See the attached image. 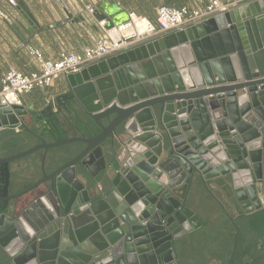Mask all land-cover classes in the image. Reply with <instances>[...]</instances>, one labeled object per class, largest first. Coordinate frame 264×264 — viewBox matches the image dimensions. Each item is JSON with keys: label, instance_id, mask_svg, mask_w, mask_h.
<instances>
[{"label": "water", "instance_id": "95a60500", "mask_svg": "<svg viewBox=\"0 0 264 264\" xmlns=\"http://www.w3.org/2000/svg\"><path fill=\"white\" fill-rule=\"evenodd\" d=\"M99 9L108 28L129 20L113 1ZM238 11L67 76L90 138L0 159L11 264H169L204 225L188 201L210 181L227 180L245 215L264 208V1ZM13 109L0 105V131H31ZM66 144L80 146L46 153L41 179L10 195L12 162Z\"/></svg>", "mask_w": 264, "mask_h": 264}, {"label": "crops", "instance_id": "0c3cea01", "mask_svg": "<svg viewBox=\"0 0 264 264\" xmlns=\"http://www.w3.org/2000/svg\"><path fill=\"white\" fill-rule=\"evenodd\" d=\"M16 1L17 7L3 5L10 20L0 21V80L3 73L10 68L25 75L39 70L38 64L26 51L29 44L40 48L46 58L54 60L58 58L62 43L77 53L92 46V37L98 35L95 24L97 21L103 20L105 16V13L99 9V5L110 0H89L96 7L95 17L87 16L80 6L73 4L70 0ZM207 1L188 0L186 5L204 8ZM220 1L225 4H236L238 12L245 13L251 5L264 0ZM154 21H156V15ZM72 95V88L67 76L56 79L48 89H36L29 94L22 95L23 107L28 111V115L23 118V121L38 135L30 136L26 132L24 135L20 134L19 131L22 128L20 126L18 132L16 130L13 132V136L0 139V159L18 155L21 152L18 151V147L26 146L27 150H31L41 145L42 140L46 144L52 145L66 139L90 138L87 125L91 121ZM48 108L51 109V120L45 116L46 113L43 114ZM92 132L96 133L97 129L95 128ZM74 145L75 147L80 146V144ZM57 151H59L58 148L40 149L27 155L24 160L12 162L10 166L11 180L13 181L10 188L11 194H21L40 180L42 177L41 165L45 154L50 156ZM210 182H212L214 193H210V195L206 190L201 189L197 202L195 205L192 204L191 208L203 221L202 228L208 224V220L217 222L220 227L218 229L222 232L227 245L226 249L230 251L233 246L235 228L231 221L234 219L229 213L236 214L239 219L244 212L240 209L237 201L230 205L229 201L233 199L230 187L223 190L217 186L219 180Z\"/></svg>", "mask_w": 264, "mask_h": 264}, {"label": "built area", "instance_id": "2783aa9c", "mask_svg": "<svg viewBox=\"0 0 264 264\" xmlns=\"http://www.w3.org/2000/svg\"><path fill=\"white\" fill-rule=\"evenodd\" d=\"M78 5L87 16L95 17L96 7L89 0H70ZM122 6L120 0H110ZM17 7L16 0H0V21H9V15L3 5ZM236 4H225L220 0H208L204 8L184 6L180 9L159 6L156 9V22L129 12V20L119 26L108 28L105 20H99L95 26L98 31L92 37L93 45L83 52L71 51L64 43L60 44L56 60L46 58L40 48L27 45L26 51L38 64L39 70L25 75L10 68L3 73L0 80V105L10 108L23 107L22 95L36 89H48L61 76H69L107 61L113 56L127 52L137 45L152 42L167 35L186 31L187 29L236 10ZM247 92L246 89L243 90ZM53 101V99H52ZM19 127L16 131H19Z\"/></svg>", "mask_w": 264, "mask_h": 264}, {"label": "flooded vegetation", "instance_id": "af4514ba", "mask_svg": "<svg viewBox=\"0 0 264 264\" xmlns=\"http://www.w3.org/2000/svg\"><path fill=\"white\" fill-rule=\"evenodd\" d=\"M47 115L48 113L46 112L45 116ZM25 129L27 128L22 126L19 133L24 135ZM10 195L16 196L12 195L11 193ZM240 209L242 210V208ZM263 210L264 208L251 213L250 215H245L243 213L239 222H233L236 234L233 237L232 249L230 251L226 248L217 250L216 254L213 256H208V258L210 257L211 259L210 261L213 260V264L217 262L214 260H219L218 262L222 260L226 264H264V227L261 226V224H258L256 226L257 229L260 230H255L252 228V225L248 222V220H246L248 217L250 218L260 211L263 212ZM261 223H263V221H261ZM187 236L188 234L173 242V250L176 257L169 264H193L195 262L194 258H191L188 255L191 252L190 249L193 247V244L186 241L188 239ZM176 245L178 246L176 247ZM194 246L197 248L195 253L197 259H200V264H205L206 257L203 256L202 251H198L199 245L197 244V246ZM0 264H11L8 253L1 247Z\"/></svg>", "mask_w": 264, "mask_h": 264}, {"label": "rangeland", "instance_id": "374dc122", "mask_svg": "<svg viewBox=\"0 0 264 264\" xmlns=\"http://www.w3.org/2000/svg\"><path fill=\"white\" fill-rule=\"evenodd\" d=\"M72 96H73V99L75 100L74 95H72ZM90 124L94 125L92 123V121L90 122ZM13 132L14 131H12V130H3L2 132H0V139H3L4 137H10V135L13 136V134H14ZM25 132H26V134H30V136L31 135H34L32 133V130L29 131L28 129H25ZM70 146H75V145H73V144L72 145L66 144V145H61V146L56 147V148H58V150L60 151V150L67 149ZM17 149H19L18 151H21L19 154H22V153L28 151L26 146L21 147V148L18 147ZM25 158H27V156L22 157V158H20L18 160H24ZM220 182H226L228 184L227 186L231 188V191L230 190L229 191H230V194L231 195L233 194L232 195L233 199H231L229 202H230V205L231 204L233 205L234 204V201H237V200H236L234 191H233V189L231 187V184L227 180H220L217 183V186H218V188H221L223 190H227L228 187L227 188L221 187L220 184H219ZM201 189L206 190L208 192V194L214 193V188H213L212 182H210V184H207V188H205L204 186L199 187V189L197 191L198 194H199V192H200ZM198 194L196 196H194V197L191 195V198L188 201V205H190V206H192V204L195 205V203L197 202L196 200H198V198H199ZM6 207H9V206L8 205L7 206H4L3 209L6 208ZM229 214H231L232 217H233V219H234V220H231L232 222H234V221L239 222L240 221V218L242 217V214L241 213H240L241 214V217L239 219L237 218L236 214H233L231 212ZM248 218L246 220H248V222L252 225V228L253 229L256 230L257 229V226L256 225H258V224H261V226L264 227V210H263V212L260 211L256 215L250 217L249 219ZM261 221H263V223H261ZM221 223H222V220H221ZM218 228H220V227L217 225V222L214 223V222L208 220V224H206L202 229L196 230L194 233H192L190 235L188 234V236H187L188 239L186 241H188L189 243H192L193 244V247L190 249L191 252L188 255L191 258H194V261L195 262L193 264H200V262H199L200 259H197L196 253H195L197 251V248H195L194 245L197 246V244H198L199 245L198 246V251L199 250L202 251L203 252L202 253L203 256L206 257L205 258V264H213L212 263L213 260L210 261L211 259H210V257L208 258V256H213L214 254H216V251L217 250H222L224 248H227V245L225 243V240L223 239V234H222V232H220V230ZM257 230H260V229H257ZM235 234H236V232L234 231L233 232V237H234ZM177 246L178 245H176V247ZM214 261H217L215 264H226L222 260L220 262H218L219 260H214Z\"/></svg>", "mask_w": 264, "mask_h": 264}, {"label": "trees", "instance_id": "16d2710c", "mask_svg": "<svg viewBox=\"0 0 264 264\" xmlns=\"http://www.w3.org/2000/svg\"><path fill=\"white\" fill-rule=\"evenodd\" d=\"M121 5L137 14L138 16L147 18L152 22H156V9L159 6H168L180 9L188 3V0H120Z\"/></svg>", "mask_w": 264, "mask_h": 264}]
</instances>
